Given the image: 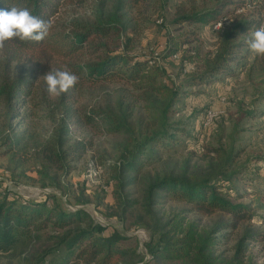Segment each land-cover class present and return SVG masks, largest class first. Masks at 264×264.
<instances>
[{"label":"trees","instance_id":"1","mask_svg":"<svg viewBox=\"0 0 264 264\" xmlns=\"http://www.w3.org/2000/svg\"><path fill=\"white\" fill-rule=\"evenodd\" d=\"M90 1L0 2V8H7L10 4L27 7L32 14L49 24L48 35L42 41L10 38L0 44V108L2 115L8 119L20 117L25 121L38 117L39 120H47L55 116L53 103L61 105L67 102V108H71L69 102L70 98H75V91L123 81L139 90L140 94L135 96L127 93L125 98L119 99L117 108L110 105L74 107V126L77 129L89 126L100 134L126 133L135 139L137 130L129 119L134 115L138 101L148 103L147 110H155L159 102H166L159 110L161 117L153 118L147 125V129L156 124L160 127L136 139L133 147H125L121 159L112 169V182H115L117 196L121 198L124 188L129 184L126 173L139 175L146 166L154 164L150 161L158 160L162 153L177 145H184L190 139L197 142L188 126L168 123V110L179 99L199 94L192 90L194 86L214 84L237 76L243 56L241 52L243 49L246 52L250 50L247 44L251 38L249 32H255L264 25V0L254 7L250 15L245 11L252 5L248 0H217L214 7L204 10H197L195 6L190 9L180 7L175 20L180 26L196 22L222 25L218 29L219 41L215 55L205 60L202 71L190 75L179 85L166 82L168 73L156 58L143 59L129 52L133 38L126 36L128 24L139 19V11L144 13L141 8L149 9L151 0H114L113 10L109 12L106 11V0H92L94 7L91 20L66 12L69 8H77ZM135 11H138L136 17L133 16ZM185 37L184 41L174 43L170 51L176 54L175 51L191 41L189 34ZM19 65L24 67L22 71L16 69ZM58 69L75 73L78 80L66 92L52 95L46 90L44 75ZM154 95L161 97L155 99ZM247 114L249 118L256 119L264 115V109ZM93 146L91 140L74 138V143L68 145L67 151L62 152V144L49 145L48 157L55 163H62L67 153H74L75 161ZM211 150L218 153L220 161H223L215 168V174L198 177L182 171L177 175H165L149 185L148 204L145 206L150 210L154 193L158 192L167 199L191 204L197 210L209 214L222 213L231 220L223 221L213 231L201 235L193 228L179 231L182 225L178 223L158 225V239L146 243L148 253L153 257L191 264H242L240 254L245 251L242 242H264V233H246L236 245L232 259L219 262V257L214 255L213 248L225 244L239 221L254 218L250 206L239 202L246 191H242L235 181L240 180L245 190L254 186L252 192H263L264 189L255 184L253 172L248 174L246 169L235 167L244 148L227 151L217 147ZM224 181L229 182V185H225ZM121 203L124 207L132 205L128 199H122ZM105 230V226L84 210L69 211L50 206L46 201H21L10 197L7 190L0 191V248H8L22 238L47 235L55 243L54 250L61 246L66 249L65 255L55 260L54 264H123L132 251L121 244L125 238L120 233L114 231L107 235Z\"/></svg>","mask_w":264,"mask_h":264},{"label":"rangeland","instance_id":"2","mask_svg":"<svg viewBox=\"0 0 264 264\" xmlns=\"http://www.w3.org/2000/svg\"><path fill=\"white\" fill-rule=\"evenodd\" d=\"M249 1L252 5L245 9L248 15L261 0ZM106 2V11H112L114 0ZM216 2L151 0L149 9L141 8L144 13L139 11V19L128 24L126 36L133 38L129 52L143 59L156 58L168 73L166 82L179 85L190 75L202 71L205 60L215 55L219 30L214 24L202 22L180 26L175 22L178 11L182 6L187 9L192 6L197 10L209 9ZM92 7L94 2L91 0L66 12L91 20ZM136 15L138 11L133 14L134 17ZM253 33L249 32V37ZM186 34L190 35L191 41L175 51L178 55L176 58L174 52L170 51L171 46L184 41ZM241 53L243 56L235 78L194 86L192 90L199 94L179 99L168 110V123L188 126L197 142L190 139L186 144L162 153L158 160L150 161L154 164L146 166L139 175L126 173L129 184L121 198H118L116 184L112 182V169L121 159L125 147H133L136 139L160 127L156 124L147 129L153 118L161 117L159 110L166 102H159L155 110H147L148 103L138 101L134 115L129 119L137 130L135 139L126 133L100 134L89 126L80 129L74 126V107L110 105L117 108V102L127 93L140 94L139 90L123 81L75 91V98L73 96L69 102L71 108H67V102L61 105L53 103L55 116L47 120H39L38 117L25 121L20 117L8 119L2 115L0 108V191L7 190L10 197L21 201H46L50 206L69 211L84 210L106 227L105 234L115 231L125 238L121 244L132 253L123 264H191L153 257L148 253L146 243L158 239V225L178 223L182 225L179 231L193 228L201 235L213 231L220 223L231 218L222 213L199 211L191 204L167 199L158 192L154 193V202L148 210L145 205L148 204L149 185L165 175H177L182 171L198 177L215 174V168L223 161L211 149L223 147L227 151L244 148L235 167L246 169L248 174L253 172L255 184L264 189V115L256 119L247 116V113L264 109V55H257L251 50L246 52L245 49ZM16 69L22 71L24 67L19 65ZM71 93L74 95V90ZM153 97L158 99L161 96ZM206 110L216 113L214 122L209 126L204 124ZM74 138L91 140L94 146L75 161L74 153H67L62 163L49 159V145L62 144V152L67 151ZM223 183L229 185L227 181ZM235 184L246 191L239 202L250 206L254 218L239 221L225 244L213 248L219 262L235 256L236 245L246 233H264V190L252 192L254 186L245 190L240 180H236ZM122 199H128L132 205L124 207ZM242 243L245 245V251L240 254L242 264H264V242L246 240ZM54 247V241L47 235L22 238L8 248H0V264H54L66 253L64 246L56 250Z\"/></svg>","mask_w":264,"mask_h":264},{"label":"clouds","instance_id":"3","mask_svg":"<svg viewBox=\"0 0 264 264\" xmlns=\"http://www.w3.org/2000/svg\"><path fill=\"white\" fill-rule=\"evenodd\" d=\"M3 2V0H0ZM49 31V24L27 7L9 5L0 8V44L10 38L21 41H42ZM248 47L257 55H264V25L258 27L247 41ZM46 90L57 95L73 87L78 77L75 73L65 70L49 71L44 75Z\"/></svg>","mask_w":264,"mask_h":264},{"label":"built area","instance_id":"4","mask_svg":"<svg viewBox=\"0 0 264 264\" xmlns=\"http://www.w3.org/2000/svg\"><path fill=\"white\" fill-rule=\"evenodd\" d=\"M221 25H222V23H218V24H216L214 26L219 29L221 27ZM174 57L177 58L178 55L175 54ZM215 117H216V113L214 111L206 110L205 114H204V124H205V126L211 125L214 122Z\"/></svg>","mask_w":264,"mask_h":264}]
</instances>
